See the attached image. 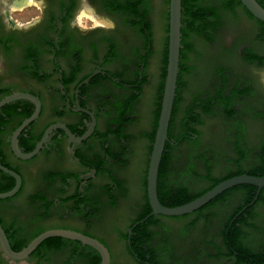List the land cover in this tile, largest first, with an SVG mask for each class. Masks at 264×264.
<instances>
[{"label": "flooded vegetation", "instance_id": "af4514ba", "mask_svg": "<svg viewBox=\"0 0 264 264\" xmlns=\"http://www.w3.org/2000/svg\"><path fill=\"white\" fill-rule=\"evenodd\" d=\"M26 1L16 0L0 11V101L15 93H29L41 102L38 118L22 130L37 110L34 101L18 99L0 109V194L18 188L12 196L0 197V226L12 249L16 251L14 245L24 248L48 230H72L103 243L110 252V264H124L120 251H114L100 234L111 236L112 227L137 209L125 237L136 264H182L178 262L190 257L192 237H177L166 226L170 221L183 224L185 220L189 231L202 226V233L211 234L217 228L224 246L238 261H245L241 253L233 251L230 238L238 232L243 236L264 187L256 191L254 199L249 187L233 188L190 214H153L148 173L167 76L170 15L165 35L157 44L156 28L149 21L151 0H32L33 5ZM187 1L196 7L189 5L184 10L182 6L180 71L158 176V198L167 207L188 203L231 176L264 175L261 166L256 172L238 169L248 162L259 164L261 155L248 138V112L225 156L217 150H202L198 131L203 118L238 115L236 105L241 99L246 100L248 110L264 117V83L255 76L252 83L244 84L233 77L231 65H221L209 77L211 84L220 80L213 84L214 89L189 103L194 50L191 42L183 41L187 37L184 28L189 39L196 28L211 40L219 36V23L226 14L223 2L236 11L235 17L238 9H244L263 33L264 22L236 0ZM93 2L112 19L101 17ZM20 6H35L40 15L18 23L10 9ZM86 10L91 15L84 14ZM83 18L96 24L85 27L80 22ZM242 54L248 61L264 58L255 49H245ZM41 143L37 154L22 157ZM262 162L264 167V157ZM222 166L233 167L220 177ZM237 200L242 202L235 208ZM250 236L260 241L264 235ZM101 262V254L93 247L63 237L45 240L24 261L9 258L0 245V264Z\"/></svg>", "mask_w": 264, "mask_h": 264}, {"label": "rangeland", "instance_id": "374dc122", "mask_svg": "<svg viewBox=\"0 0 264 264\" xmlns=\"http://www.w3.org/2000/svg\"><path fill=\"white\" fill-rule=\"evenodd\" d=\"M16 0H0V11L3 12L7 9L8 5L12 7ZM169 1L170 0H151L152 8H149L151 14H149V21L155 26V34L158 42L159 38L164 37L167 19L169 14ZM32 3V4H31ZM30 4L33 5V1ZM227 2H223V9L225 15L222 17L223 23L221 27L220 35L215 39L210 38L207 34L203 33V30L192 32L190 39L187 38V44L191 42L192 48V60L191 67L193 68L190 73V89L188 91L189 103L198 95L204 94L209 89H214L215 83L220 80L216 78L213 84L209 83V77L213 74V71L221 65L229 64L234 68V78H239L240 82L244 84L247 82L252 83V77L258 78L262 84L264 83V58L259 57V60L248 61L249 59L243 58V51L245 49H255L261 55H264V42L261 37H264L263 28L256 20H250L244 9H238V17L234 15L236 11L226 5ZM222 6V3H219ZM228 6V7H227ZM84 7H88L84 5ZM92 7L100 11V16L104 18L112 19L111 15H108L101 5L93 2ZM10 8V7H9ZM40 15L39 9L35 6L24 8L10 9V16L13 17L18 23H27L32 19H36ZM80 15V14H79ZM78 18L79 19V16ZM83 26H93L95 20L83 18L81 21ZM203 31V32H202ZM158 44V43H157ZM198 69H197V68ZM196 68V69H195ZM202 76L201 80H198L199 76ZM209 83V84H208ZM242 100V99H241ZM236 105L239 114L233 118L221 113L213 117L203 118L205 122L201 123L199 127L200 133V146L202 150H208L213 152L217 150L218 154H230L233 140L236 139V133L238 132V126L242 117H250L248 122L251 123V131L248 133V138L253 139V145H256L261 151V157L259 156V164L257 163H244L238 169L242 171H258L264 155V117L259 111L247 109L246 100ZM235 107V110H236ZM242 113V115H240ZM205 116V115H204ZM249 126V127H250ZM252 141V140H251ZM143 166V165H142ZM145 166V165H144ZM233 167V166H231ZM231 167L222 166L218 174L224 176L228 173ZM205 185L197 188L196 191L203 188ZM241 200L235 202V208L241 204ZM234 209V208H233ZM138 213L137 209L132 210L126 217V219L118 225L112 227L111 236L106 233L102 235L112 247L114 251L117 249L122 255L124 264H136L130 257L126 247V234L129 229V225L132 222V218L136 217ZM182 223L176 221H170L167 223L169 230H175V235L180 238L192 237L193 245L190 252V257H184L182 264H256L248 263L245 261H238L237 258L230 252L229 248L224 246L222 239L219 238L218 229L216 228L209 233H202V226L191 228V231L186 230V220ZM248 228L242 231V243L253 253V255H260L264 252V236L259 241L258 237H249V233L256 235V233H262L264 235V193L258 203L253 216L251 217ZM248 234V236H247ZM185 236V237H183ZM151 243H149L150 246ZM226 247V248H225ZM264 255V253H263ZM243 259V258H242ZM264 264V263H263Z\"/></svg>", "mask_w": 264, "mask_h": 264}, {"label": "water", "instance_id": "95a60500", "mask_svg": "<svg viewBox=\"0 0 264 264\" xmlns=\"http://www.w3.org/2000/svg\"><path fill=\"white\" fill-rule=\"evenodd\" d=\"M244 7L258 20L264 22V7L257 0H240ZM170 15V29H169V59L167 76L164 90V97L162 102V109L159 118L158 128L156 132V138L154 143V149L151 155L149 173H148V195L150 203L153 208V214H162L165 216H182L193 213L203 206L210 203L213 199L223 194L224 192L233 189L241 185H251L261 190L264 187V175H250L241 174L230 177L218 183L212 189L208 190L201 196L193 199L192 201L175 206L167 207L161 204L158 198V176L159 169L165 150V145L168 140V131L170 121L172 117L174 101L176 96L177 81L180 71V56L182 48V0H170L169 5ZM18 99H30L37 104L36 112L27 119L22 125V130L25 126L38 118L41 111L40 100L29 93H15L9 95L0 101V109L15 100ZM60 126V125H59ZM63 127V126H61ZM19 130V131H20ZM45 140V139H44ZM42 146V143L37 149L22 157L25 159L31 158L37 154ZM18 189V188H17ZM17 189L15 191H17ZM15 191L8 194H0L1 198L12 196ZM52 237H63L71 240L80 241L83 244L89 245L96 249L102 256L101 264H110L111 255L107 247L99 240L85 235L83 233L64 230L53 229L45 231L44 233L33 239L25 248L21 251H14L9 243V240L5 234V231L0 226V245L6 256L13 260H26L45 240Z\"/></svg>", "mask_w": 264, "mask_h": 264}, {"label": "trees", "instance_id": "16d2710c", "mask_svg": "<svg viewBox=\"0 0 264 264\" xmlns=\"http://www.w3.org/2000/svg\"><path fill=\"white\" fill-rule=\"evenodd\" d=\"M260 4H261V6H263L264 7V0H257ZM192 2H189V1H187V0H183V4H182V6H184V10H186V9H188V6L189 5H192V6H194V7H196L195 6V3H192ZM236 3L237 4H241V2L239 1V0H236ZM197 30H201V29H199V28H196ZM195 29V30H196ZM184 30V33H186V36L188 37L189 36V33H188V30H186V28H184L183 29ZM186 30V31H185ZM193 30V29H192ZM187 37H184V39H183V41H184V43H186L187 44ZM263 163V162H262ZM261 167L262 168H260L261 169V171L263 172L264 171V167H263V165L261 164ZM248 174H250V175H256L257 173H248ZM236 176V175H235ZM232 177V176H231ZM230 178V177H229ZM226 179H228V178H226ZM225 180V179H224ZM221 181H219V182H217L214 186H216L218 183H220ZM213 186V187H214ZM212 187V188H213ZM245 187H249L250 189H252V192H254L253 194H252V199H254L255 197H256V195H257V190H258V188L257 187H254V186H248V185H241V186H238V187H235L234 188V190H240V189H244ZM201 196V195H200ZM251 199V200H252ZM145 228V227H144ZM240 232H238L237 234H233L232 236H231V238H230V240H231V243H233V251H237V252H239V253H241L242 254V257L244 256V259H246L245 260V262H248V263H256V264H263L264 263V255H263V253L264 252H262L260 255H253V253H251V251L242 243V236H241V234H239ZM148 235L150 236V235H152L151 233H148ZM36 238V237H35ZM27 246V245H26ZM25 246V247H26ZM24 247V248H25ZM22 248L23 247H17L16 245H14V249L16 250V251H20V250H22ZM99 263V262H98Z\"/></svg>", "mask_w": 264, "mask_h": 264}, {"label": "bare ground", "instance_id": "6f19581e", "mask_svg": "<svg viewBox=\"0 0 264 264\" xmlns=\"http://www.w3.org/2000/svg\"><path fill=\"white\" fill-rule=\"evenodd\" d=\"M23 2V1H22ZM32 2V0H27L25 3L27 4H29V3H31ZM84 14H87V15H91V13L88 11V10H86L85 12H84Z\"/></svg>", "mask_w": 264, "mask_h": 264}]
</instances>
